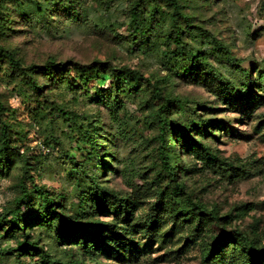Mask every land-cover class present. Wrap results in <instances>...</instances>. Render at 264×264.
I'll use <instances>...</instances> for the list:
<instances>
[{
	"label": "rangeland",
	"instance_id": "1",
	"mask_svg": "<svg viewBox=\"0 0 264 264\" xmlns=\"http://www.w3.org/2000/svg\"><path fill=\"white\" fill-rule=\"evenodd\" d=\"M180 1L194 28L190 31L182 20L179 22L186 29V42L203 51L207 48L205 38H216L230 52L233 64L223 52L214 50L209 59L212 71L205 70L197 76L185 73L183 66L190 63L167 56L162 44L170 33L167 14L156 15L148 36L150 43L135 48L129 43L128 30L133 0H74L72 4L6 1L5 29L0 34V100L10 110L5 116L12 131L21 133L18 146L30 147V153L36 156V160H31L35 183L63 205L60 209L66 215L86 225L97 219L118 223L132 239L127 242L120 237V241H115L120 231L106 229L100 234L97 227L91 226L95 238L103 236L105 244L94 246L93 254H89L83 239L61 241L59 221L51 228L38 223L28 226L32 240L62 264H200V242L221 233L208 216L183 211L179 198L168 192L164 193L159 212L153 213L157 191L164 190L167 182L158 178L159 143L154 137L157 130L146 119L151 109L147 104L150 87L143 81L136 91L130 92L123 79L103 85L92 78L87 94L84 89L77 91L75 74L87 73L103 63L139 71L145 79L159 81L166 93L183 100L187 114L174 105L173 119L185 123L198 120L196 112L203 125H212L207 133L196 134L193 128L190 134L201 140L221 164L214 163L210 156L204 158V153L198 154L195 148L183 155L180 141H176L172 152L181 154L188 166L182 181L194 200L217 211L219 216H236L238 228L264 244V86L257 79L259 72L264 74V0ZM72 7L78 14L75 17ZM148 8L152 10L151 5ZM39 9L43 11L38 12ZM195 28L203 29L206 35L194 33ZM6 51L23 68L56 61L67 63L68 71L62 73L65 77L55 74L52 80L33 75L43 86L41 92H33L28 83L32 75L12 66ZM240 68L253 75L257 87L252 94L234 97L227 84L244 90ZM12 86L17 89L12 90ZM97 88L105 92L101 101H97ZM38 107L47 108V122L53 119L50 112L55 107L83 113L87 119L85 129L96 140L94 153L91 144L80 141L79 132L72 130L70 124L53 119L54 125L42 127L34 118ZM45 139L49 151L42 150ZM167 143L171 145L172 139L168 137ZM79 163L81 166L77 167ZM224 163L233 164L235 169H228ZM22 168L23 161L17 155L0 165V215L18 193ZM84 170L121 198H131L127 209L116 213L91 209L95 192H91ZM147 186L150 189L144 191ZM140 187L142 190L138 191L136 188ZM150 218L156 222L153 227ZM222 222L231 229V219L226 217ZM1 233L0 229V264H15L12 250L18 238H5ZM231 262L233 259L226 258V264ZM21 264L41 263L25 255Z\"/></svg>",
	"mask_w": 264,
	"mask_h": 264
},
{
	"label": "trees",
	"instance_id": "2",
	"mask_svg": "<svg viewBox=\"0 0 264 264\" xmlns=\"http://www.w3.org/2000/svg\"><path fill=\"white\" fill-rule=\"evenodd\" d=\"M7 0H0V34L4 31V19L5 10L4 6ZM51 3L61 2L72 4L74 0H45ZM159 1L164 4L160 5ZM149 5L152 6V10H149ZM73 17L77 16L75 8L72 7ZM39 9L38 12H42ZM157 14H167L170 26V33L167 35V39L162 43L166 48V54L170 58L176 59L177 62L190 63V65L183 66L184 72L188 75L197 76L205 70H211L209 66L210 53L214 50L223 52V55L229 58V62L233 64L230 59V52L228 49L219 42L216 38H205L206 50H195L190 43L186 42L185 30L179 22L182 20L186 28H190L193 31L194 28L189 25V17L184 13L183 6L180 0H133L129 11V25L128 30L130 32V42L135 48L141 49L150 43L149 34L152 30V25L155 21ZM116 33V30L114 31ZM194 33L205 36V31L201 28H195ZM119 36V34H117ZM117 36V37H118ZM149 36V37H148ZM158 40V39H157ZM157 43V41H156ZM6 57L10 64L17 69H21L24 73L31 74L28 83L30 84L33 92H41L43 86L38 84L33 75H40L51 80L55 77V74H61L68 71V64L63 62L48 61L45 65H31L28 68H23L19 62L15 59V56L6 51ZM197 64V65H195ZM242 72L244 81V90L237 86L228 83L227 89L234 97H243L246 94L253 93L254 87H257V83L254 82L253 75L244 69H239ZM66 74L62 76L65 77ZM68 75V74H67ZM92 78L100 81L103 85L107 81L114 82L118 79H123L125 83L129 84L130 92L136 91L140 82H145L149 87V98L147 104L151 105V109L148 112L146 119L153 122L155 129L157 130L155 140L159 143L156 150L158 152V158L160 160V171L158 178L164 182H167V186L164 190L157 191L156 202L154 203L153 213L159 212V207L164 203V193H170V196L179 198L181 202V209L183 211H190L192 214L205 215L209 219L213 220L216 225L220 227V235H214L209 240L200 242V264H226V258L233 259V262L229 264H264V244L260 243V240L256 237H252L251 234L246 231H242L238 228L236 219L237 217L228 214L227 216H219L215 210H209L201 202L194 200L192 196L187 192L186 185L182 181V176L188 172V166L184 160H182L181 154L173 153L172 150L175 147L176 141H180L179 149H183V155L190 151V148H195L198 154L200 151L204 153V158L210 156L214 163L220 162L217 156L206 148L203 142L193 137L190 133L194 128L196 134L207 133V128L211 126H205L199 121V116L195 112V118L188 122H182L181 119H173L171 117V110L174 105H179L183 114H187L184 109V101L178 99L170 94L166 93L158 82H153L150 79H145L143 74L139 71L132 70L128 67L114 68L107 67L104 63L94 70L89 72H78L75 74V89L80 91L85 90L87 94L90 90L89 83ZM259 84L264 86V74L259 72L257 77ZM77 86V87H76ZM12 90L17 88L11 87ZM98 89L97 101L102 100V95L105 93L103 90ZM47 108H37L34 113V118L42 127L46 124L54 125L56 119L61 123L70 124V128L79 132L80 141L91 144L92 153L96 150V140L94 136L85 129L87 119L83 117V113H76L64 108L55 107L51 109L53 119L47 122L48 114ZM140 110L143 111L141 108ZM7 112H10L0 100V165L6 164L12 156H19L23 161L22 173L19 176L18 193L15 198L4 208L3 213L0 215V229L2 230L1 236L5 238L17 237V244L13 248L12 252H15V264H21L22 256H31L33 260H38L41 264H62V262L55 258L51 253L46 251L43 246H39L38 242L32 240L30 233L27 231V227L36 223L45 225L51 228L54 222L59 221L62 225L61 241L64 242H78L84 240V249L89 254H93L92 248L94 246H101L105 244V238L99 236L95 238L94 231L90 227H97L102 234L106 229L120 231L116 233L115 241H120V237L124 238L127 242H132V239L127 236V231H122L121 225L118 223L103 222L100 219L91 224L80 223L76 217L66 215L61 211L62 204L56 201V198L46 191L42 186L35 183V177L32 175L33 169L31 160H36L34 153H30L32 150L30 147L24 148L18 146V140L21 138V133H14L11 128V124L8 118L5 116ZM125 114H123V117ZM122 119V118H121ZM211 124L215 121L210 122ZM214 126V125H213ZM217 127V125H215ZM174 131H176L174 133ZM208 135V134H207ZM172 139V144L168 145L167 138ZM44 146H48V142L45 139L43 141ZM23 149V150H22ZM182 153V152H181ZM180 161V162H178ZM75 163V162H74ZM221 164V162H220ZM223 165V164H222ZM229 165L228 169L234 170L233 164ZM81 166L80 163L77 167ZM91 184V192L94 193L93 198L94 205H91V209L103 208L106 211L118 212V210L127 209L131 198H121L116 192L109 190L107 187L101 185L95 181L86 170L83 171ZM29 182L32 186H29ZM141 191V187L136 188ZM150 188L147 186L144 191H148ZM112 203L109 204L108 203ZM128 214V212H125ZM153 215V216H155ZM232 220L231 229H227L222 220L225 218ZM154 218H150V227L156 222H153ZM116 222V221H115ZM235 223V224H234ZM234 225V226H233ZM96 229V228H95ZM152 229V228H150ZM119 233V234H118ZM229 255V256H228ZM238 259H242L239 263ZM69 264H72L71 262Z\"/></svg>",
	"mask_w": 264,
	"mask_h": 264
},
{
	"label": "built area",
	"instance_id": "3",
	"mask_svg": "<svg viewBox=\"0 0 264 264\" xmlns=\"http://www.w3.org/2000/svg\"><path fill=\"white\" fill-rule=\"evenodd\" d=\"M42 150L49 151V149H48V148H46L45 146H42Z\"/></svg>",
	"mask_w": 264,
	"mask_h": 264
}]
</instances>
